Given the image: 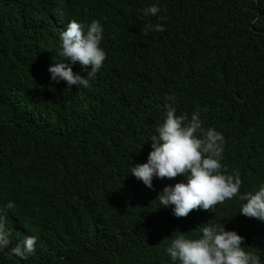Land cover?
<instances>
[{
  "label": "trees",
  "instance_id": "1",
  "mask_svg": "<svg viewBox=\"0 0 264 264\" xmlns=\"http://www.w3.org/2000/svg\"><path fill=\"white\" fill-rule=\"evenodd\" d=\"M152 4L164 20L143 15ZM93 19L104 29L102 68L87 88L50 80L59 33ZM148 23L164 30L145 33ZM166 104L199 111L205 129L223 134L222 165L245 175L242 194L264 183V0H0V210L10 236L36 222L41 264H164L167 254H147L143 240L151 192L166 178L150 189L128 171L146 162ZM241 203L200 214L196 235L206 221L264 244V222L240 215ZM176 223L149 231L164 238ZM255 244L247 248L264 264ZM0 258L25 264L9 249Z\"/></svg>",
  "mask_w": 264,
  "mask_h": 264
},
{
  "label": "clouds",
  "instance_id": "2",
  "mask_svg": "<svg viewBox=\"0 0 264 264\" xmlns=\"http://www.w3.org/2000/svg\"><path fill=\"white\" fill-rule=\"evenodd\" d=\"M142 12L144 16L165 19L158 16L160 8L156 4L144 7ZM163 30V23H148L144 28L145 33ZM103 32V25L97 19L87 24L69 21L59 33L58 44L54 49L58 59L48 68L50 80L57 83L64 81L68 88L74 85L80 89L87 88L106 59V53L100 46ZM75 64L86 71V76L73 71L72 66ZM167 95L165 92L166 100H174V97ZM166 109L163 119L149 137L151 151L146 162L132 164L128 171V174L150 189L154 177L166 178L156 183L157 186L151 192L156 202L145 224L146 240H143V244L148 248L147 254L165 252L167 258L164 264H261L260 257L247 248V243L252 241L264 250V244L257 241L255 232L241 226L224 227L206 221L198 225V235L195 230L196 219L202 217L200 214L235 197L242 201L238 210L240 215L264 222V183L252 192L251 185L246 186L249 192L242 194L241 179L245 175L237 170L227 174V169L222 165L225 151L230 150V146L225 145L223 134L212 127L205 129L199 111L185 116L176 114V109L168 104ZM249 159L250 156L246 161L249 162ZM260 160L254 159L253 165ZM14 207V202L9 201L4 209L11 210ZM4 214L0 210V252L7 253L9 249L12 255L22 259L25 264H41L39 260L43 259L45 243L40 251L37 223L14 231L10 236L5 228ZM166 218L177 221V234L156 238L154 232L149 230H162V221ZM11 239H14V245Z\"/></svg>",
  "mask_w": 264,
  "mask_h": 264
},
{
  "label": "bare ground",
  "instance_id": "3",
  "mask_svg": "<svg viewBox=\"0 0 264 264\" xmlns=\"http://www.w3.org/2000/svg\"><path fill=\"white\" fill-rule=\"evenodd\" d=\"M21 99V98H20ZM21 101H22V99H21ZM198 221V220H197ZM198 223V222H197ZM198 225V224H197ZM196 229H198V228H196ZM174 230V229H173ZM175 231V230H174ZM196 233H197V231H196ZM196 236V235H195Z\"/></svg>",
  "mask_w": 264,
  "mask_h": 264
},
{
  "label": "rangeland",
  "instance_id": "4",
  "mask_svg": "<svg viewBox=\"0 0 264 264\" xmlns=\"http://www.w3.org/2000/svg\"><path fill=\"white\" fill-rule=\"evenodd\" d=\"M14 235H16V233H14Z\"/></svg>",
  "mask_w": 264,
  "mask_h": 264
}]
</instances>
